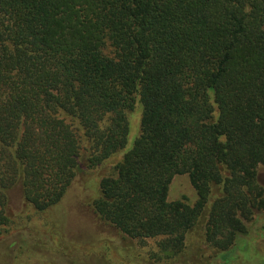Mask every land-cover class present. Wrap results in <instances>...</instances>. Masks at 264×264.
<instances>
[{"label": "trees", "instance_id": "trees-1", "mask_svg": "<svg viewBox=\"0 0 264 264\" xmlns=\"http://www.w3.org/2000/svg\"><path fill=\"white\" fill-rule=\"evenodd\" d=\"M117 155L91 196L81 160ZM260 167L264 0H0V231L15 189L42 215L79 193L124 241L173 259L200 228L235 261L264 214ZM176 176L194 206L169 203Z\"/></svg>", "mask_w": 264, "mask_h": 264}, {"label": "rangeland", "instance_id": "rangeland-1", "mask_svg": "<svg viewBox=\"0 0 264 264\" xmlns=\"http://www.w3.org/2000/svg\"><path fill=\"white\" fill-rule=\"evenodd\" d=\"M138 131L139 127L131 122L129 141L123 154L134 146ZM119 160L120 155H117L98 169L89 170L83 157L79 177L91 186V196L96 195L94 186H99L101 180L110 175ZM257 178L264 189V168L258 169ZM73 191L76 193L77 190ZM9 195L10 225L0 231V264H12L15 259L33 264H264V240L257 237L264 226V214L248 224L250 241L238 240L242 252L236 255L235 261L229 254L208 246L200 228L188 236L184 253L171 259L173 256L168 258L158 240L124 241L116 237L93 215L88 201L84 202L85 194L83 198L79 193L73 195L59 212L46 215L26 205L18 189ZM198 198L188 176L173 179L169 186V203L182 201L194 206ZM256 238L258 244L254 241Z\"/></svg>", "mask_w": 264, "mask_h": 264}]
</instances>
